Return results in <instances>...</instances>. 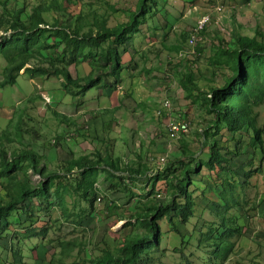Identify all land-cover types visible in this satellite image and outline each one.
<instances>
[{
	"label": "rangeland",
	"instance_id": "1",
	"mask_svg": "<svg viewBox=\"0 0 264 264\" xmlns=\"http://www.w3.org/2000/svg\"><path fill=\"white\" fill-rule=\"evenodd\" d=\"M24 1L10 0L7 4L0 2V14L4 7L10 8H6L7 11L15 6L20 8L17 6L22 4L36 7L51 2L26 0V4ZM219 1L225 6V17L221 19L212 12L214 1L211 0H169L168 3L163 0L166 3L163 13H169L170 17L176 18V22L165 36L166 31L161 30L160 36L164 37L158 41L156 39V42L146 49L147 63L142 61L138 52L135 54V59L131 62H136L139 66L134 69L138 71L135 76L127 75L131 78L130 87H120L115 92V89L110 90L111 93L114 92L112 96L111 93L105 96V93L97 88L90 89L85 95H73L66 91L61 79L55 76L45 78L36 75V78L30 79L27 75H21L15 84L0 87V134L4 132L0 147L8 151H14L18 147L32 149L41 154V159L51 169H58L71 151L74 154H83L105 149L114 151L116 156L128 154V157L138 152L146 156L151 166L160 168L159 157L168 153L166 164L161 168L162 171L168 170L161 178L166 184L163 181L158 183L163 189L166 185L162 197H154V190L148 189L150 194H145V201L141 200L140 203L148 204L146 197L150 195L159 201H165L171 197L170 182L186 183L180 178V170L184 167L183 162L179 161L183 138L172 142L171 146L165 131L166 120L156 114L162 98L168 96L173 103V116L189 117L194 125L191 134L187 136L190 147L195 152H203L202 157L193 163L200 171H192L193 177L188 183V188L197 193L198 206H205L208 200H218L212 191V185L220 181L217 171H210L205 164L199 162L206 161L209 157L208 147H202L199 136V129L206 126L209 115L201 103L194 104L187 99L185 91L179 85V79L183 73L192 69L196 72L198 83L205 89L209 85L221 83L222 73L217 72L212 77L207 70V58L212 54L214 46L222 40L228 42L231 32L235 29L248 35L254 34L257 27L264 32V0ZM62 4L70 13V18L83 9L84 12L91 8L103 11L109 4H113L119 11L111 15L109 24L115 25L128 19L129 13L136 10L138 0H65ZM54 11L58 14L56 9ZM159 12L157 11L153 18L157 16L158 22H167L166 14ZM206 12L212 13V19L204 30L202 39L198 41L195 53L186 54L180 61L179 50H172L173 46L181 43L185 46L184 49L187 48L189 28ZM44 16L50 22L53 21L48 12ZM1 20L4 25L9 22L7 15H3ZM2 30L3 28H0V33ZM149 39L145 36L139 37L142 44ZM127 60L128 55L125 54L123 61ZM5 64L6 60L0 54V80L3 78ZM70 68L74 76H83L92 70L88 62L78 67L71 65ZM201 73L204 78H200ZM71 90L77 89L71 87ZM54 110L65 116L63 121L60 116L55 115ZM256 110L258 124L264 128V102L256 107ZM210 118L213 119V115ZM69 133L72 135L66 140ZM251 134L250 130L242 132V136L237 134L245 144L242 151L229 140L231 134L227 130L217 137L224 146L233 148L232 156L235 161L232 166L238 170L235 181L240 186L241 207L227 211L216 204L213 206V213L198 208L196 216L189 220L186 227L181 228L184 235L177 233L166 218L160 220L161 241L158 244L159 249L151 253L149 264H260V250H264V227L261 221L264 213V159L260 160L261 152L258 155L252 153L255 148L249 145ZM30 174L32 176L31 171ZM175 176L179 178L173 181ZM104 177L105 175H101L98 181L103 198L96 202L98 217L95 221L84 216L79 224H75L71 221V216L69 219L64 218L57 206L47 211L41 205V208L31 214L25 211H30L34 204L32 200L27 199L20 204L14 222H18L22 228L32 225L38 230L44 223L47 227L49 224L52 226L46 235L23 241H19L21 238L18 237L12 239L15 227H11L8 238L0 240V263L17 264L10 254L11 243L18 241L14 244L21 248L23 255L26 254L19 264H82L84 258L100 255L104 248L116 249L123 243L125 233L134 230L142 232L144 227L141 225L136 226V229L124 225L131 219L129 206L133 203L127 205L122 195L104 188ZM33 180L37 182L34 178ZM5 184L6 182L0 179V198L5 197ZM64 201L79 202L81 205L88 203L78 196L76 200H72L69 195H65ZM34 202L37 201L34 199ZM220 211L222 213L218 215ZM231 214L239 218L238 222L243 218L246 230L241 234L244 235L240 239L241 243L235 241L238 237L232 239L236 242V247L231 257L230 254L226 257L224 251L229 240L223 233ZM175 221L178 223L177 218ZM193 228L195 229L192 230ZM59 240H74L77 245L69 254L67 251L62 253L61 247L58 246ZM219 240H222L220 244ZM32 242H38V247L31 248L29 243ZM221 252L222 257L226 259L222 260ZM141 259L143 262L144 257Z\"/></svg>",
	"mask_w": 264,
	"mask_h": 264
},
{
	"label": "trees",
	"instance_id": "2",
	"mask_svg": "<svg viewBox=\"0 0 264 264\" xmlns=\"http://www.w3.org/2000/svg\"><path fill=\"white\" fill-rule=\"evenodd\" d=\"M8 1L10 0H0L3 4ZM63 1L65 0H51L50 3L36 7L22 4L17 6L20 8L15 6L7 11L8 7L3 8L4 14H0V28H3L0 33V54L5 58L6 64L0 87L15 84L21 75H27L30 79L41 75L45 78H60L62 86L73 95H85L92 88L110 94V90L121 85L122 75L127 71L133 76L132 71L138 64L131 60L129 64H125L123 53H133V59L135 58L138 51L133 45L136 35L145 31L143 25L148 22L149 17L161 10L158 7L162 6L163 0H138L136 10L129 13L128 19L115 25L109 24L111 15L119 11L113 4H109L103 11L91 8L84 12L83 9L70 18V13L62 6ZM24 3L27 4L26 0ZM54 9L58 14H55ZM46 12L53 19L52 22L44 16ZM3 15H7L9 19L7 25L1 20ZM170 18V24L173 25L176 18ZM156 29L157 26L152 29L153 32ZM184 47L178 43L172 50L180 51ZM87 62L92 66L91 72L74 76L70 66L78 67ZM207 64L211 76H215L217 72L222 73L221 83L209 85L205 89L198 83L196 72L189 69L181 75L179 85L185 91L187 99L194 104L201 103L209 115L206 126L199 129L201 145L203 148L208 147L209 157L206 161L199 162L205 164L208 170L217 171L220 181L212 185V191L218 200H205V206H198L197 193L188 188L193 177L192 171H200L193 163L203 154L202 151L195 152L188 143L187 136L193 128L180 139L182 149L179 161L184 164L180 170V178L186 183L170 182L171 197L165 201L154 197L158 193L162 197L166 185L163 189L158 183L163 181L166 184L161 178L168 170L162 171V167L151 166L146 156L138 152L129 158L128 154L116 156L114 151L105 149L83 154H74L71 151L58 169H51L43 162L41 154L32 149L18 147L14 151H8L0 147V179L6 182L3 186L5 197L0 198V240L8 238L11 227H15L12 239L18 237L21 238L19 241H23L46 235L52 226L49 224L47 227L44 223L37 230L32 225L22 228L18 222H14L19 205L27 199L34 203L30 211H25L31 214L41 208V205L47 211L57 206L64 218L69 219L71 216V221L75 224H79L84 216L95 221L98 217L96 202L103 198L98 182L101 175H105L104 188L122 195L127 205L133 203L129 206L131 219L124 225L133 226L135 229L141 225L144 230L125 233L123 243L116 249L104 248L102 254L84 258L82 264H149L151 253L159 249L162 235L160 220L166 218L177 233L184 235L181 228L186 227L189 220L196 216L198 208L209 210L210 213H213V206L216 204L227 211L240 208V186L235 181L238 170L232 166L235 161L232 156L233 148L224 146L217 137L227 130L231 134L229 140L242 151L245 144L237 134L242 136V132L250 130L252 134L249 145L255 148L252 153L258 155L261 152L260 160L264 159V128L258 124L256 110L264 102V32L260 27L255 28L252 35L233 30L228 42L222 40L214 46L212 54L207 58ZM200 78H204L203 73ZM71 87L77 90H71ZM54 111L63 121L64 115ZM157 115L164 119L163 115ZM211 115L213 119L210 118ZM2 135L4 132L0 134V141L3 140ZM34 174H39L41 180L35 182L31 178ZM178 178L175 176L173 181ZM148 189L154 190V197H146L148 204L140 203L141 200L145 201V194H150ZM65 195H69L72 200H76L78 196L89 204L81 205L73 201L66 203ZM221 213L222 211L218 215ZM228 219L229 223L223 233L229 240L224 251L226 257L235 247L232 237L240 234L243 229L237 223L235 215L231 214ZM17 242L11 243V253L16 263L23 261L26 255L14 244ZM221 242L219 240V244ZM29 244L35 249L39 243ZM75 245L77 244L74 240H59L58 243L62 253L67 251V254L75 249ZM220 254L222 260L226 259L222 257L223 252Z\"/></svg>",
	"mask_w": 264,
	"mask_h": 264
},
{
	"label": "built area",
	"instance_id": "3",
	"mask_svg": "<svg viewBox=\"0 0 264 264\" xmlns=\"http://www.w3.org/2000/svg\"><path fill=\"white\" fill-rule=\"evenodd\" d=\"M212 12L217 15L218 19L225 17L224 5L218 1H216L212 5ZM211 19H212L211 12L203 13L198 17V19L196 20L195 24L192 26L189 32L187 48L181 49L178 53V57H183L186 54L190 55L195 53L196 45L198 41L202 39V34L206 29V27L208 26V24H210ZM172 111H173L172 100L169 97L163 98L161 101L160 108L157 111V114L163 115L164 119L166 120L165 122L166 132L169 139L171 140V143L177 142L182 136H184V134H188L194 127L189 117H183V118L174 117ZM67 139H70V137H68ZM167 156L168 154H164L159 158L158 163L160 164L161 167L165 165ZM157 196L161 197V194L158 193ZM100 199L101 197L99 198V200Z\"/></svg>",
	"mask_w": 264,
	"mask_h": 264
},
{
	"label": "crops",
	"instance_id": "4",
	"mask_svg": "<svg viewBox=\"0 0 264 264\" xmlns=\"http://www.w3.org/2000/svg\"><path fill=\"white\" fill-rule=\"evenodd\" d=\"M208 1H210V0H208ZM211 1H214V3L216 2V1H218V2H220L219 0H211ZM169 2V0H167V3ZM221 3V2H220ZM166 3L165 2H163L162 3V6H160V7H162L161 8V10H160V12L159 13H163V6L165 5ZM194 8H195V10L197 11L198 10V8L196 7V6H193ZM224 12H225V6H224ZM163 14H166V19H168L167 20V22H165V23H160V22H158L157 21V16L155 17V18H153V16H151V17H149V19H148V22L147 23H145L144 25H143V29L145 30V31H143V33H140L141 35H136V38H135V42L133 43V45H134V47L136 46L137 47V49H138V53L140 54V56H141V59H142V61L143 62H146L147 63V54H146V49L149 47V45L150 44H153L154 42H156V41H158V40H160V39H162L167 33H168V31H169V29L173 26V25H171L170 24V20H171V18H170V14L169 13H163ZM224 15H225V13H224ZM172 17V16H171ZM173 18V17H172ZM157 26V29L156 30H154V32H153V28H155ZM192 28V27H191ZM191 28H189V32H190V30H191ZM142 29V30H143ZM166 31L165 32V34H164V36H160V31ZM139 34V33H138ZM140 36H145L146 38H150L148 41H145L143 44L141 43V41L139 40V37ZM157 39V40H156ZM156 40V41H155ZM125 54H127L128 55V60H127V62H124L125 64H129V62H130V60L132 61L133 60V53L132 54H130V52H128V51H126V52H124L123 53V56L125 55ZM135 59V58H134ZM182 60V59H181ZM180 60V61H181ZM139 66V65H138ZM138 71H134V69H133V76H135L136 75V73H137ZM127 75H129V71H127V73L125 74V75H122V77H123V79H122V83H121V85L117 88V89H115L114 90V92L116 91V90H118L120 87H125L126 89H128L129 87H130V84H131V78H129ZM133 76H131V77H133ZM114 92H112L111 93V96L113 95V93ZM102 93H104V92H102ZM107 95H109V93H105V96H107ZM129 158H131V157H129ZM238 220H239V218L237 217V223L239 224V225H242L243 226V229H242V232L243 231H245L246 230V226H245V223H243V218H242V221L241 222H238ZM261 221H262V225H263V227H264V213H263V215H262V217H261ZM242 232L239 234V233H237V234H235L233 237H232V239L233 238H235V237H238V239L237 240H235L236 242H238V243H241L240 242V239H241V237L242 236H244V235H242L241 236V234H242ZM260 235V234H259ZM231 239V241H233V242H235L234 240H232ZM236 242H235V247H236ZM235 247H234V249H235ZM11 251V250H10ZM234 251V250H233ZM259 252V251H258ZM233 253V252H232ZM11 256H12V253L10 254ZM230 257H231V254H230ZM14 261V260H13ZM12 261V262H13ZM21 261H18V263L17 264H19ZM1 264V263H0ZM8 264H12V263H8ZM260 264H264V250L263 249H261L260 250Z\"/></svg>",
	"mask_w": 264,
	"mask_h": 264
},
{
	"label": "clouds",
	"instance_id": "5",
	"mask_svg": "<svg viewBox=\"0 0 264 264\" xmlns=\"http://www.w3.org/2000/svg\"><path fill=\"white\" fill-rule=\"evenodd\" d=\"M178 53H179V51H178ZM185 56H186V55H185ZM183 57H184V56H183ZM183 57H178V58L181 60ZM166 97H168V96H166ZM163 98H165V97H163ZM163 98H162V99H163ZM170 99H171V98H170ZM159 108H160V107H159ZM156 114H157V113H156ZM165 131H166V129H165ZM166 134H167V132H166ZM71 135H72V134L69 133V134L66 136V140H69V139H67V138H68V137H71ZM167 136H168V135H167ZM182 137H184V136H182ZM182 137H181V138H182ZM168 138H169V137H168ZM181 138H180V139H181ZM180 139H179V140H180ZM179 140H178V141H179ZM178 141H177V142H178ZM169 142H170V144H171V140H170V139H169ZM173 143H174V142H173ZM171 146H172V145H171ZM166 154H168V153H166ZM163 155H164V154H163ZM167 157H168V156H167ZM159 158H160V157H159ZM162 167H163V166H162ZM37 176H39V177H37ZM33 178H34L35 180H37V182L41 180V176H40L39 174H34V175H33Z\"/></svg>",
	"mask_w": 264,
	"mask_h": 264
}]
</instances>
